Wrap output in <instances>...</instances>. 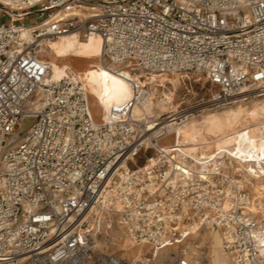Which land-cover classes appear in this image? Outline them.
<instances>
[{"label":"built area","instance_id":"1","mask_svg":"<svg viewBox=\"0 0 264 264\" xmlns=\"http://www.w3.org/2000/svg\"><path fill=\"white\" fill-rule=\"evenodd\" d=\"M0 10V264H159L167 249L171 264H203L179 249L194 226L220 230L233 264H264V216L244 172L177 157L194 104L133 115L152 74L204 79L216 105L264 98V0H0ZM27 17L39 27L24 47ZM70 33L99 34L104 65L132 85L106 119L80 72L47 81L37 47ZM112 227L146 252L118 256L101 237Z\"/></svg>","mask_w":264,"mask_h":264},{"label":"bare ground","instance_id":"2","mask_svg":"<svg viewBox=\"0 0 264 264\" xmlns=\"http://www.w3.org/2000/svg\"><path fill=\"white\" fill-rule=\"evenodd\" d=\"M50 19L52 16L44 20ZM27 24L23 25L20 31L24 43H28L24 47L34 42L33 31L39 27L38 23ZM101 49L102 37L99 34L81 38L77 33L58 38L44 37L37 47V55L46 60L50 66L48 82L60 80L71 71L81 73L82 81L90 95L93 115L97 120L106 119L113 105L122 104L133 95L130 81L104 65L100 58ZM96 51L98 56H94ZM175 75L176 77L171 80L164 75L152 74L149 80L152 96L147 98L142 94L139 95L133 108V115L143 118L155 111L158 114L176 111L179 105L174 104L173 96L179 85L180 74ZM177 81L178 85H175L174 90L168 92L167 83ZM247 103H252L253 106L246 108ZM229 104L233 105L219 113L205 114ZM192 108L196 110L194 117L179 130L180 142L185 146L180 144L177 151L178 159L191 157L198 163L199 169H210L212 166L225 165L231 161L235 168L244 172L247 182L252 185L251 209L262 212L264 216V98L253 97L251 100L240 99L218 105L209 99L194 104ZM242 119L247 121V124H241L239 127ZM225 126L231 127L229 131H222L217 138L211 136V128L215 130ZM201 136L213 139L211 147L216 146L217 143L219 145L212 151L200 149L202 145L200 146L197 141ZM101 230L103 232L101 237L110 236L111 243L119 249L123 257L136 260L146 252L145 246L133 242L129 231L123 227H112L109 231ZM191 230L190 238L199 241L198 247L204 246L208 249L206 264H233L232 258L230 257L231 261H229L224 253V238L221 231L203 226H194ZM99 242L101 244V241ZM182 247L186 248L190 259L201 257L197 246L189 242V239ZM170 250L167 249L165 253L158 255L159 264H171L168 255Z\"/></svg>","mask_w":264,"mask_h":264},{"label":"rangeland","instance_id":"3","mask_svg":"<svg viewBox=\"0 0 264 264\" xmlns=\"http://www.w3.org/2000/svg\"><path fill=\"white\" fill-rule=\"evenodd\" d=\"M34 21H35V18L27 17V18L23 19L21 22L22 23L25 22V23H28L27 25H30L32 23H29V22H34ZM94 56H98V52L97 51L94 53ZM174 76L176 77V75H171V76L164 75V77H167V78L169 77L171 80H172V78ZM190 77H191V79L187 80L186 84H184L183 80L180 79V77L178 78L179 79V85H178V81L175 82V83L172 82L170 84L167 83L166 86L168 87L167 88L168 92L170 90H174L176 84L178 85L177 89L175 91V95L173 96V98L175 100L174 101L175 105H179V106L181 105V106L184 107V106H188V105H192V104H196V103H203V102L208 101L209 98H211L212 93L215 92V89L212 88L208 83H206L204 79L199 80L195 76H190ZM186 86H187V88H186ZM251 99H253V98H250L249 100H251ZM232 105L233 104H229V105H225V106L223 105V106H221L219 108H216L215 110L208 111L205 114L211 115V113L213 114V112H214V114L216 112L219 113V112L231 107ZM252 106H253L252 103H247L246 104V108H251ZM243 119H242L241 123H239V125H238L239 127L241 126V124H247V121H245ZM29 123H30V120H27L25 122L24 126L16 134L11 136V140H10L11 143L17 142L25 134V132L27 130V125ZM230 128H231L230 126L229 127L225 126V127L221 128V129L215 128V130L214 129L212 130V128H211V132H212L211 136L214 137V138H217L219 133H221L222 131H229ZM212 140L213 139L211 137L208 138V137H205V136H201L200 139L197 141V143H199L200 146L202 145L201 147L199 146L200 149L212 151L217 145H219L217 143L216 146L211 147V145H213ZM144 162H145V158L142 157V158L138 159L137 164L141 165ZM249 190H250V192L252 194L253 193L252 185H250V184H249ZM215 229L218 230L217 228H215ZM189 242H191L192 244L197 246V250L201 253V257H199V258L202 259L203 264H206L207 263V257H208V249H207V247H204V246L203 247H198L199 241L197 239H195V238H190ZM182 248L183 247H179L180 250ZM116 252H117L118 256H122V254L120 253L119 249H116ZM224 253H225L226 257L228 258V260L231 261L229 254L225 250H224Z\"/></svg>","mask_w":264,"mask_h":264}]
</instances>
